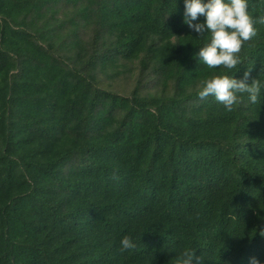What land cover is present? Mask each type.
Segmentation results:
<instances>
[{"label": "trees", "instance_id": "1", "mask_svg": "<svg viewBox=\"0 0 264 264\" xmlns=\"http://www.w3.org/2000/svg\"><path fill=\"white\" fill-rule=\"evenodd\" d=\"M183 17V0H0V264H264V88L230 112L197 95L238 68L264 83V25L237 69H209Z\"/></svg>", "mask_w": 264, "mask_h": 264}, {"label": "clouds", "instance_id": "2", "mask_svg": "<svg viewBox=\"0 0 264 264\" xmlns=\"http://www.w3.org/2000/svg\"><path fill=\"white\" fill-rule=\"evenodd\" d=\"M183 23L198 37L205 36V42L199 46L194 58L209 69H237L241 63L239 53L245 42L257 35V24L264 25V12L257 17L249 12L248 0H183ZM204 17L200 22L199 18ZM239 69V68H238ZM238 69L236 71H238ZM213 74L203 79L198 85L197 95L200 99L209 96L222 104L227 111H232L238 102V94H247L248 100L255 104L261 94L264 83L255 79L247 82L249 73H244V79L234 78V73ZM136 242L130 235L120 240L121 251L136 248ZM202 257L195 256V250L185 249L176 258V264H203ZM249 264H260L255 257Z\"/></svg>", "mask_w": 264, "mask_h": 264}]
</instances>
